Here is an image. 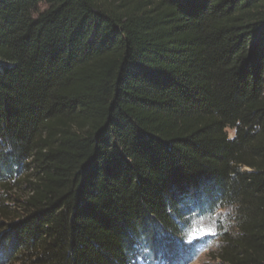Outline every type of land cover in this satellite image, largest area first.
<instances>
[{"label": "trees", "instance_id": "1", "mask_svg": "<svg viewBox=\"0 0 264 264\" xmlns=\"http://www.w3.org/2000/svg\"><path fill=\"white\" fill-rule=\"evenodd\" d=\"M201 218L264 264V0H0V264L178 263Z\"/></svg>", "mask_w": 264, "mask_h": 264}, {"label": "rangeland", "instance_id": "2", "mask_svg": "<svg viewBox=\"0 0 264 264\" xmlns=\"http://www.w3.org/2000/svg\"><path fill=\"white\" fill-rule=\"evenodd\" d=\"M229 135L232 137L234 131L230 130ZM215 225L207 218H201L186 237H184L185 244H192L196 246L191 254L184 253L180 262L170 261L167 257L159 258L154 262L148 260H141L140 264H215L212 257V251L216 249L217 240H215ZM194 241V242H193ZM178 251H180L178 249ZM180 254H182L180 252ZM161 255V254H160Z\"/></svg>", "mask_w": 264, "mask_h": 264}]
</instances>
